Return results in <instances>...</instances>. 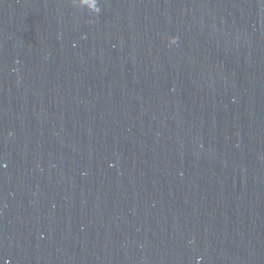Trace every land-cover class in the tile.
<instances>
[{"label":"water","instance_id":"obj_1","mask_svg":"<svg viewBox=\"0 0 264 264\" xmlns=\"http://www.w3.org/2000/svg\"><path fill=\"white\" fill-rule=\"evenodd\" d=\"M0 264H264V0H0Z\"/></svg>","mask_w":264,"mask_h":264}]
</instances>
